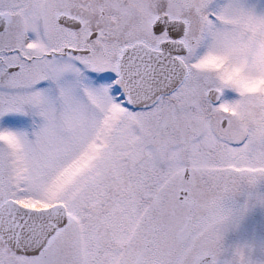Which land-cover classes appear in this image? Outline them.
I'll return each mask as SVG.
<instances>
[{"label": "snow or ice", "instance_id": "obj_1", "mask_svg": "<svg viewBox=\"0 0 264 264\" xmlns=\"http://www.w3.org/2000/svg\"><path fill=\"white\" fill-rule=\"evenodd\" d=\"M262 186L264 0H0V264H264Z\"/></svg>", "mask_w": 264, "mask_h": 264}, {"label": "rangeland", "instance_id": "obj_2", "mask_svg": "<svg viewBox=\"0 0 264 264\" xmlns=\"http://www.w3.org/2000/svg\"><path fill=\"white\" fill-rule=\"evenodd\" d=\"M260 190L264 191V186ZM242 203L243 197H238L237 206ZM224 245L229 249L236 245H248L256 249L264 246V205L250 201L243 215L228 223Z\"/></svg>", "mask_w": 264, "mask_h": 264}, {"label": "clouds", "instance_id": "obj_3", "mask_svg": "<svg viewBox=\"0 0 264 264\" xmlns=\"http://www.w3.org/2000/svg\"><path fill=\"white\" fill-rule=\"evenodd\" d=\"M250 88H257V87H260L259 83H252L251 85H249Z\"/></svg>", "mask_w": 264, "mask_h": 264}, {"label": "flooded vegetation", "instance_id": "obj_4", "mask_svg": "<svg viewBox=\"0 0 264 264\" xmlns=\"http://www.w3.org/2000/svg\"><path fill=\"white\" fill-rule=\"evenodd\" d=\"M257 235V234H256Z\"/></svg>", "mask_w": 264, "mask_h": 264}]
</instances>
